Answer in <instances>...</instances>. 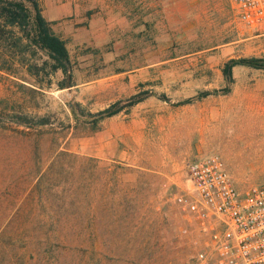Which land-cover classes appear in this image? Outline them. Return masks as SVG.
<instances>
[{
    "label": "rangeland",
    "instance_id": "rangeland-1",
    "mask_svg": "<svg viewBox=\"0 0 264 264\" xmlns=\"http://www.w3.org/2000/svg\"><path fill=\"white\" fill-rule=\"evenodd\" d=\"M39 1L72 77L0 72V264H198L174 201L188 164L218 155L238 189L264 186V23L231 0Z\"/></svg>",
    "mask_w": 264,
    "mask_h": 264
},
{
    "label": "built area",
    "instance_id": "built-area-1",
    "mask_svg": "<svg viewBox=\"0 0 264 264\" xmlns=\"http://www.w3.org/2000/svg\"><path fill=\"white\" fill-rule=\"evenodd\" d=\"M251 26L264 23V0H231ZM188 189L175 203L197 234L198 264H264V186L237 188L218 155L188 164Z\"/></svg>",
    "mask_w": 264,
    "mask_h": 264
},
{
    "label": "trees",
    "instance_id": "trees-1",
    "mask_svg": "<svg viewBox=\"0 0 264 264\" xmlns=\"http://www.w3.org/2000/svg\"><path fill=\"white\" fill-rule=\"evenodd\" d=\"M42 57L47 59L43 60ZM254 62L253 59L232 62L225 69V75L232 79V71L236 65L244 63L257 67ZM0 72L22 80L28 77L36 80V83H42V85L44 83L42 80H45L48 74L57 72H62L66 78L71 79L72 67L67 44L55 34L52 23L44 17L39 0H0ZM28 120V115L25 112H20V116L13 121L18 126L26 128L45 125L43 122L31 124ZM7 129L0 124V133ZM76 194L77 190H74V195ZM74 202H70L71 205H75L76 202ZM19 217L20 215L16 218ZM79 217L62 215L51 218L55 223L70 227L79 223ZM71 230L68 228L67 232ZM63 232L66 231L56 230L53 240H60L61 235L64 241L69 242V236L63 235ZM33 234L35 232L25 231L19 236L31 239ZM81 237L90 244V234L84 233L81 234ZM93 251L92 248L91 253Z\"/></svg>",
    "mask_w": 264,
    "mask_h": 264
}]
</instances>
